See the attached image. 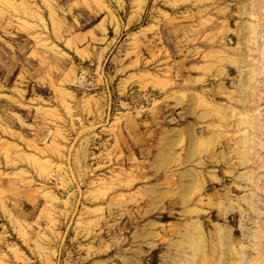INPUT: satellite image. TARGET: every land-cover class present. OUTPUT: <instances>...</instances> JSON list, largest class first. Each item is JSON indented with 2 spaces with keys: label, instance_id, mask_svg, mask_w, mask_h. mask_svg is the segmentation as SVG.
<instances>
[{
  "label": "rangeland",
  "instance_id": "374dc122",
  "mask_svg": "<svg viewBox=\"0 0 264 264\" xmlns=\"http://www.w3.org/2000/svg\"><path fill=\"white\" fill-rule=\"evenodd\" d=\"M0 264H264V0H0Z\"/></svg>",
  "mask_w": 264,
  "mask_h": 264
}]
</instances>
